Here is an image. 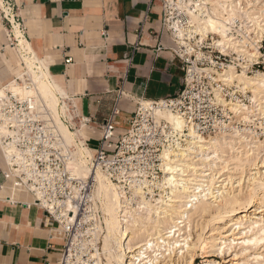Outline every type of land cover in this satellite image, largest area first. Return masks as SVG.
I'll return each mask as SVG.
<instances>
[{"label": "built area", "instance_id": "built-area-1", "mask_svg": "<svg viewBox=\"0 0 264 264\" xmlns=\"http://www.w3.org/2000/svg\"><path fill=\"white\" fill-rule=\"evenodd\" d=\"M213 1L159 0L161 29L170 36L171 51L183 65L182 88L173 97L138 102L128 129L120 135L115 128L123 92L118 89L109 115L98 127L90 169L100 170L115 184L123 229L127 210L138 208L143 198L155 203L169 188L161 170L164 151L183 148L189 132L204 138L234 131L233 127H257L255 123L249 127L235 124L228 104L247 106L251 94L218 75L231 66L239 73L264 76V33L243 15L259 0H226L238 13L220 18L223 36L202 27L204 20L215 17ZM12 9L9 1L0 0V19L11 23ZM16 25H22L21 21ZM70 62L68 57L65 64ZM11 86L26 91L32 90L33 83L14 76L0 87V152L12 189L34 198L43 212L49 238L61 240L57 264H105L103 232L99 231L102 215L93 202V178L81 179L72 173L70 153L49 110L38 104L34 95H23ZM163 112L177 116L182 129L161 117ZM256 120L260 119L253 122Z\"/></svg>", "mask_w": 264, "mask_h": 264}, {"label": "bare ground", "instance_id": "bare-ground-1", "mask_svg": "<svg viewBox=\"0 0 264 264\" xmlns=\"http://www.w3.org/2000/svg\"><path fill=\"white\" fill-rule=\"evenodd\" d=\"M211 12L216 18L204 20L202 27L220 36L224 30L220 18L238 13L226 0L211 2ZM243 15L253 20L264 33L263 1L252 3ZM16 37L20 39L18 45H21L24 75L18 78L32 81L33 88L22 91L11 86V89L23 95H34L38 104L49 110L63 145L70 153L72 173L81 179L93 178V202L102 215L103 227L99 231L103 232L101 249L105 264H194V254L198 251L202 255L199 264H264V159L259 161L264 144L254 140L253 133L246 128H232V133L222 132L219 136L203 138L189 132L183 148L162 153L161 170L169 187L163 191V197L155 203L143 198L138 208L127 210L123 229L115 184L100 170L93 172L90 169L93 150L86 142L82 128L83 123L87 126L86 118L80 120L83 123H78L75 131L68 127L66 122L72 128L75 125L76 101L28 46L24 48L25 43L17 30ZM218 76L235 82L251 94L247 106L240 108L228 104L234 117L238 118V124L255 125L248 118L251 115L264 120L263 75L249 76L230 66ZM160 115L173 127L182 129L183 123L177 116L166 112ZM255 128L264 129V123ZM257 160L261 162V165L258 163L260 166H257ZM214 171L226 172L228 180H225L231 182L234 176L231 175L239 172L241 177L239 175L236 187L241 189L224 190L225 181L222 190L212 193ZM206 188H209L208 192ZM192 224L202 225V233L196 237L193 234L195 238L190 236Z\"/></svg>", "mask_w": 264, "mask_h": 264}, {"label": "crops", "instance_id": "crops-1", "mask_svg": "<svg viewBox=\"0 0 264 264\" xmlns=\"http://www.w3.org/2000/svg\"><path fill=\"white\" fill-rule=\"evenodd\" d=\"M3 1L12 5L14 18L0 19V87L18 76L20 67L23 72L17 30L24 48L76 101L75 126L89 120L82 128L93 153L118 89L123 92L115 128L120 135L138 102L173 97L182 88L183 65L161 29L159 0ZM6 172L0 152V264H57L61 240L49 238L42 210L30 194L12 189Z\"/></svg>", "mask_w": 264, "mask_h": 264}, {"label": "rangeland", "instance_id": "rangeland-1", "mask_svg": "<svg viewBox=\"0 0 264 264\" xmlns=\"http://www.w3.org/2000/svg\"><path fill=\"white\" fill-rule=\"evenodd\" d=\"M259 1H262V0H259ZM264 2V1H263ZM17 68L16 69H19V63H17V66H16ZM22 70V68L20 67V69H19V73H18V76L17 77H20V75L21 76H24L23 75V72L21 71ZM25 78V77H24ZM252 116V117H251ZM251 116H249L248 118L250 119V120H253L254 118H256V119H258L256 116H253V115H251ZM253 118V119H252ZM237 119V120H236ZM235 119V124H238V118H236ZM76 121V120H75ZM258 122H262V124L264 123V120L263 121H261V120H256L255 122H253V123H255L256 125L255 126H259V124H261V123H259L258 124ZM238 125H240V124H238ZM249 125H251V124H249ZM241 126V125H240ZM253 126V125H252ZM244 127V126H243ZM234 128V127H233ZM254 127H251V130L250 129H247L249 132H251V133H253V134H251V136L254 138V140H258V141H260V142H262L263 144H264V129H253ZM71 129V128H70ZM239 129V128H238ZM245 129V128H244ZM252 129H253V131H252ZM71 130H73V131H75L76 130V126L75 125H73V128L71 129ZM233 131H231V132H225V133H232ZM216 136H219V135H216ZM264 157V151L261 153V156L259 157L260 158V160L259 161H261L262 162V160L261 159H264L263 158ZM258 160H257V162H256V164H257V166L260 164L261 165V162H259ZM259 163V164H258ZM259 165V166H260ZM232 166H229L228 168H231ZM259 168V167H258ZM257 169V168H256ZM232 171V170H231ZM253 171H255V169L253 170ZM221 172L222 171H220L219 173H220V175H219V173H215V171L213 172L214 173V176H216V177H214V181L216 182H214V184H213V186H210V190H212V193H216V191H218V190H222L221 189V187H222V185L225 183V181H227L228 179L226 178L227 177V175L225 176V174H226V172L224 173H222L221 174ZM213 173H212V175H213ZM250 173H253L252 171L250 172ZM255 173V172H254ZM216 174V175H215ZM224 174V175H223ZM236 174V175H235ZM235 174H232L231 175V177H232V182L231 181H227L224 185H223V187L222 188H225L224 190H230V189H235V187L237 186V179H238V177H239V175H240V173L239 172H235ZM238 174V175H237ZM218 175V176H217ZM219 176H220V178H219ZM240 177H241V175H240ZM215 178L217 179V180H215ZM223 179H224V181H223ZM225 179H227V180H225ZM234 179V180H233ZM236 179V180H235ZM218 180H220V181H218ZM221 180H222V182H221ZM221 182V183H220ZM224 182V183H223ZM228 182H229V184H228ZM217 183H218V185H217ZM220 185V186H219ZM234 185V186H233ZM224 186H230V187H224ZM240 186H243L242 184H240ZM215 187V188H214ZM202 188V187H201ZM218 188H220V189H218ZM238 187H236V189H235V191L236 190H239V189H241V187H239L238 189H237ZM209 188H206V191L208 190ZM205 191V190H204ZM208 192V191H207ZM197 226V227H196ZM196 227V228H195ZM199 226L196 224V225H194V224H192L191 225V227H190V236H191V238H193L195 235H197V234H201L202 232H201V228L200 227H202V225L198 228ZM197 229V230H195V229ZM184 230V229H183ZM195 230V231H194ZM185 231V230H184ZM183 231V232H184ZM201 232V233H200ZM192 234V235H191ZM193 234H194V236H193ZM196 237V236H195ZM194 237V238H195ZM200 255V256H199ZM211 258H213V259H216V260H218L216 257H211ZM202 261V255H201V252H195V254H194V264H199L200 262ZM164 263H166V262H163V263H161V264H164Z\"/></svg>", "mask_w": 264, "mask_h": 264}]
</instances>
